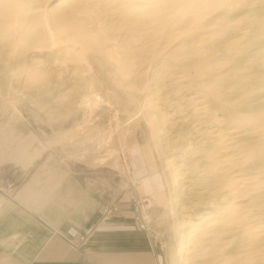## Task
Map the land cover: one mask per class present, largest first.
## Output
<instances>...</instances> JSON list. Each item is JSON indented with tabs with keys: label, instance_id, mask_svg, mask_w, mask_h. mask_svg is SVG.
Listing matches in <instances>:
<instances>
[{
	"label": "rangeland",
	"instance_id": "rangeland-1",
	"mask_svg": "<svg viewBox=\"0 0 264 264\" xmlns=\"http://www.w3.org/2000/svg\"><path fill=\"white\" fill-rule=\"evenodd\" d=\"M43 2L46 26L13 28L10 10L0 11L1 161L11 166L26 145L22 159L53 151L85 167L101 179L103 208L130 202L164 264H264V0ZM69 10L77 20L62 16ZM233 39L236 53L226 54ZM130 44L144 83L118 63ZM134 176L149 177L156 194L145 196ZM200 198L217 202L206 212ZM222 213L253 245L247 261L233 235L214 240Z\"/></svg>",
	"mask_w": 264,
	"mask_h": 264
},
{
	"label": "crops",
	"instance_id": "crops-1",
	"mask_svg": "<svg viewBox=\"0 0 264 264\" xmlns=\"http://www.w3.org/2000/svg\"><path fill=\"white\" fill-rule=\"evenodd\" d=\"M25 147L15 146L11 157L18 161L11 166L0 157V264H164L157 242L137 228L123 198L113 218L81 241L105 203L101 179L55 160L53 151L22 159ZM133 180L145 196L156 194L149 177Z\"/></svg>",
	"mask_w": 264,
	"mask_h": 264
},
{
	"label": "bare ground",
	"instance_id": "bare-ground-1",
	"mask_svg": "<svg viewBox=\"0 0 264 264\" xmlns=\"http://www.w3.org/2000/svg\"><path fill=\"white\" fill-rule=\"evenodd\" d=\"M38 2H36V0H0V11H2V10H10V12H9V17H10V19L11 20H13L14 21V26H13V28H15V26H16V24L15 23H17L19 20L21 21L22 20V23L20 24V30H22L23 29V24L25 23V22H29L30 24H40V25H42V26H46L47 25V20H49V15L47 14V8L49 7L45 2H43L44 0H37ZM205 2V1H204ZM203 2V3H204ZM48 6V7H47ZM55 7V6H54ZM58 6H56V8H57ZM200 7V6H199ZM198 10V9H197ZM196 10V11H197ZM61 14V13H60ZM249 14V13H248ZM62 16L63 17H65L66 19H71V18H75L76 19V16H77V14H76V12L75 11H73V10H69V12H65L64 13V15H63V12H62ZM79 17V16H78ZM77 17V18H78ZM250 17H252V16H250ZM68 19V20H69ZM241 19V18H240ZM244 19H245V17H244ZM72 20V19H71ZM77 20V19H76ZM238 21V20H237ZM79 22V21H78ZM82 22H84V21H82ZM239 22V21H238ZM19 23V22H18ZM26 24V23H25ZM239 24V23H238ZM29 26V25H28ZM29 29V28H28ZM174 29V28H173ZM193 29V28H192ZM26 31V30H25ZM98 30H95L94 32H93V34L94 35H96L98 32H97ZM13 32V31H12ZM12 32H11V35H12ZM22 32V31H21ZM24 34V33H23ZM22 34V35H23ZM184 34V33H183ZM25 35V34H24ZM28 35V34H27ZM170 35V34H169ZM178 35V34H177ZM180 35V34H179ZM191 35V34H190ZM244 35V34H243ZM169 37V36H168ZM187 37V36H186ZM224 37V36H223ZM209 38V36H206L205 37V40L204 39H202L200 42L201 43H204V42H206V39H208ZM170 39V38H169ZM168 39V40H169ZM183 39H184V36H183ZM235 39V38H234ZM233 39V40H234ZM240 39V38H239ZM237 40V39H236ZM236 40H234V41H228V42H226V43H224L223 45H222V50L226 53V54H228V53H233V52H235L236 51V49H237V47H238V45H237V41ZM181 43V42H180ZM131 45V44H130ZM176 45V44H175ZM202 45V44H201ZM205 45V44H204ZM128 46V45H127ZM172 47H174V46H172ZM129 48H130V50H129V52L127 53V56L126 57H121V58H119V60H118V63L122 66V67H124L125 69H126V71H128V73L130 74V75H132L133 77H134V81H136V83H144V81H145V78H143L141 75H140V72L139 73H137V71H135L136 69H135V66H137L138 64H136L135 65V63L133 62V61H135L136 59V61L138 62V60H139V58H140V56H139V49H137V48H135L134 46H129ZM165 48V47H164ZM178 48V47H177ZM195 48H197L196 50L197 51H199L200 50V44H198L197 46H195ZM172 49V48H171ZM178 49H180V47L178 48ZM177 49V50H178ZM183 49V48H182ZM181 49V50H182ZM176 50V51H177ZM173 52H175V51H173ZM172 52V53H173ZM178 52V51H177ZM118 53V52H117ZM124 53V52H123ZM158 53V52H157ZM236 53V52H235ZM234 53V54H235ZM119 54V53H118ZM118 54H116L117 56H118ZM154 54V53H153ZM196 54V53H195ZM164 56V55H163ZM161 57V56H160ZM172 56L171 55H168L167 54V56H166V58L168 59V58H170V59H174V58H171ZM153 58V57H152ZM166 58H165V60H166ZM181 58V57H180ZM195 58V57H194ZM135 59V60H134ZM154 59V58H153ZM152 59V60H153ZM161 59V58H160ZM193 59V58H192ZM156 61L158 60V58H156L155 59ZM172 60H171V62H172ZM159 61V60H158ZM175 61H177V63H180L181 64V66H183L184 65V67H185V63L187 62L186 60H175ZM136 62V63H137ZM163 62V61H162ZM173 63V62H172ZM253 63V62H252ZM160 65H161V62H160ZM221 65H222V63H221ZM217 66V65H216ZM218 67V66H217ZM214 68V67H213ZM180 70H182V69H180ZM184 70V69H183ZM160 71H162V70H160ZM218 71V70H217ZM162 72H160V74H161ZM163 73H164V70H163ZM162 73V74H163ZM153 74V73H152ZM171 74H169V76H170ZM157 76H159V75H157ZM167 76V74H164V75H161V76H159V77H155V78H153L152 77V81H153V85H155V84H158V83H161V82H163V83H165L164 82V80L167 78L166 77ZM172 76V75H171ZM182 76V75H181ZM244 78V77H243ZM247 78H252V77H249V76H245V79H247ZM254 78V77H253ZM260 79V78H259ZM178 81V80H177ZM179 82V81H178ZM162 84V83H161ZM179 84H180V82H179ZM141 85V84H140ZM143 85V84H142ZM190 101H194L193 100V98L190 96V99H189ZM195 140H197L198 139V137L197 138H194ZM200 139V138H199ZM209 139V138H208ZM193 141L194 140H192L190 137H188L187 138V140H186V144H187V146L188 147H191L192 146V144H193ZM203 158L204 159H210V157H209V155H207V154H205L204 156H203ZM198 168H200V167H198ZM197 168V175L199 176V175H203V173H204V170H199ZM213 186L215 187V185L213 184ZM218 201V202H217ZM217 203H218V205H219V209H222V208H224V206H225V198L223 197V196H221V197H218V199H217ZM216 202L213 200L212 202H211V205L212 206H214V205H216ZM197 204L199 205V206H201V207H203L204 209H206L205 211L207 212V211H210V207H212V206H210V202L208 203L207 201H205L204 199H202V198H200L199 200H198V202H197ZM211 213H208V215H207V218H209ZM217 221V223L220 225V224H223V226H222V228L219 230V233H216L215 234V237H214V240H216V241H220L221 240V235L222 234H231V235H233L234 236V238H233V240H234V242H235V247H236V250L234 251V253H237L238 254V257L239 258H241V261H247V258L245 257V256H243V254H242V251L244 250V249H248L249 251H251L254 247H253V245H250L249 243L248 244H246L243 240H242V238H240V237H238L237 236V233L240 231L239 230V228H240V226H237L236 224H231V218H230V216L229 215H226V214H224V213H222L221 214V217H219L218 218V220H216ZM220 232H221V234H220ZM184 240H186L187 242H190V237H188V236H186L185 238H184ZM182 246H183V244L181 243L180 244V253L182 252ZM204 251V248L202 249V247H201V250H199V253L201 252H203ZM253 259H255V257L253 258ZM219 264H224V262H219Z\"/></svg>",
	"mask_w": 264,
	"mask_h": 264
},
{
	"label": "built area",
	"instance_id": "built-area-1",
	"mask_svg": "<svg viewBox=\"0 0 264 264\" xmlns=\"http://www.w3.org/2000/svg\"><path fill=\"white\" fill-rule=\"evenodd\" d=\"M115 211H116V206L114 204H109L105 206L102 209L99 217L95 221L94 226L89 227L82 235L79 236V239L81 241L85 240L88 236H90L93 233L95 228L109 221L112 215L115 213Z\"/></svg>",
	"mask_w": 264,
	"mask_h": 264
}]
</instances>
